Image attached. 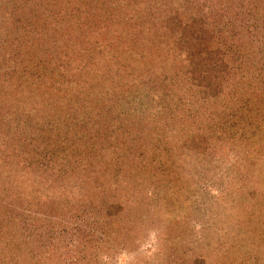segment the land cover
<instances>
[{
  "label": "trees",
  "instance_id": "obj_1",
  "mask_svg": "<svg viewBox=\"0 0 264 264\" xmlns=\"http://www.w3.org/2000/svg\"><path fill=\"white\" fill-rule=\"evenodd\" d=\"M40 1L52 3L50 0ZM95 1L98 8L93 13L98 17L95 23L99 26L103 24V27L92 28V31H95L94 37L82 40L81 35L87 30H83L82 34H78L79 32L76 34V32L85 28V26L83 25L80 28L81 23L76 21L75 26L69 27L70 21H66V19L61 21L63 18L61 16L58 18L59 13L54 10L55 17H57L55 19L57 21L61 20L58 27L55 26V32L51 37L49 34L39 36L40 38L32 39L33 42L29 44H27L25 38L29 48L28 60H26L25 66L21 67L23 70L16 73L9 65L10 62L5 65V62L2 61L3 56H0V64L2 63L1 68H3V72L0 68V80L2 82L0 90L2 91V99H4L2 105L6 108L5 113L7 112L8 115H0V149L5 148L4 152L0 151V160L3 161V164L0 163V165L6 166L9 171L4 175L8 183L19 182L21 186L26 179L28 181L35 179V182L43 185L46 192L55 191L58 193L72 192V186L69 182V179L72 178L81 179L87 184L89 182L87 179L90 177L88 186L93 190H99L100 186L106 187V185L116 184L111 179L112 170L120 169V165L109 166L104 164L97 167L98 159H95V165H85L79 161L71 164L67 161L71 160L73 153L78 152L77 142L87 139L86 136L81 134L87 117L69 116L66 111H63L62 121H53L52 116H55L56 111L53 107L51 109L50 106L53 103L54 105L60 104V98L65 99L71 97V95L87 101L85 105H88L89 99L95 101L94 103L101 102L100 110L104 111H107V107H112L109 101L113 100V112L107 117V121H111L112 125L108 124V127L111 126V131L123 127L121 130L122 135H125L126 131L130 133V128L134 129V126H136L133 124L137 116L135 115L136 112L141 113L145 120L152 119L156 124L162 121L165 118L163 116L166 114V117H171V119L165 118L167 120H165L164 127L169 126V123L175 117L176 123L181 125V130L179 129L178 133L182 137L181 139L177 138L176 142L167 141L165 146L157 144L160 149L155 150L154 148L152 153L145 154L144 150H136V152L130 149L129 151L128 149H121L117 153L113 152L112 157L118 156L117 154L120 153L122 159L128 163L127 160L130 156H134L138 160L137 166L130 165V167L136 169L134 175L125 177V180L122 179V184H116L115 190L122 188L129 190L128 188L131 187L130 181H135L133 183L138 185L133 187V191L143 189V184L151 183L148 175H152L157 170H160L161 173H170L172 168H165V170H162L164 167L160 166L156 168L155 156H162L161 153L164 154L173 146H178V149L177 152L171 154L172 156H183L189 161L198 160L211 148L210 145L216 146L215 141L214 144L208 143V140L206 141L199 134L190 133L188 135L185 133L191 128L195 129L190 113L184 111L178 114L172 106H164V103H168V97L171 96V100L176 91L174 89L180 83L186 84L187 92L190 89L188 99L193 104L198 101V97L201 95L204 103L207 99L214 100L215 103L219 104H222V102L227 104L226 101H229L232 106L240 108L243 99L234 102L232 97L233 93L244 92L242 95L247 101L252 98L256 99L254 104H251L246 111L248 113L253 112L255 115V117L250 116V123H257V119L264 121V106L262 107L264 88L258 89V92H248L246 95V89L252 85V81L253 83H264V46L261 45L260 38L258 41L255 39V36L259 32L261 33L262 26L260 21L259 24L257 19L252 20L250 18L253 12L257 15L263 14L264 6L259 5L262 10L256 7L248 8L246 5L249 0ZM237 1H239V5L234 7L233 3ZM81 3L84 4L85 1L82 0ZM26 4V0H24L23 6H26ZM34 11L35 9L31 13L37 14ZM135 20L139 24H136L132 29L135 30L133 36L137 34V37L134 36L130 41L115 38L114 33L116 31L119 33L125 31L124 27L131 26L130 24ZM95 23L92 22L91 24L95 25ZM254 32L257 34L251 39V34L253 35ZM105 33L108 35V41L102 39ZM148 35L153 37L154 43L157 44L148 43L147 41L146 43L145 41L140 43L139 38L148 37ZM96 36L101 37V41ZM154 37L156 40H154ZM116 40L121 42L120 45L123 48L114 56L108 51ZM37 41L38 43L34 44ZM83 41L86 42L84 45ZM135 41H138L136 47H130ZM143 43L144 47L147 48L145 50L141 47ZM249 43L254 44L253 46L256 49L258 47V52L253 53ZM31 44L34 45L30 46ZM126 45L127 49H125ZM156 46L161 50L167 48L165 53L162 52L164 53L162 59L158 58L160 57V51L159 48L156 49ZM240 46H246L248 50H240ZM46 53L49 58L52 55L51 53H56L58 59L57 61L52 60V63L55 64L49 69L46 66V61L50 60L44 58ZM76 54H78V58H75ZM93 66L99 68L96 72L97 80L92 81L97 84L93 85L89 82L91 88L86 89L88 80L83 77L87 72L89 73V69ZM243 73H247L245 77L250 75L248 78L249 83L248 81H241ZM236 76L239 78V85L243 84L241 88L244 91H239L237 89L239 85L237 84V87L233 88L234 92L231 93L230 80ZM13 77L16 78L15 83H11ZM123 78L126 79L127 84L132 85V88L123 93L119 90L113 91L119 86L118 84L121 83ZM43 80L45 89H39V86H37V91L32 90V86L37 81ZM81 84L83 87L79 88ZM225 92H227L229 98L224 101L222 96ZM109 93H111V96L108 97ZM92 96L93 98H91ZM40 98H42L41 103H39ZM112 98L119 99V102L116 104ZM163 98H166L165 101L163 100L164 103L162 102ZM217 98H220V100ZM135 101L137 105H140L141 111H136L135 107L130 105L131 102ZM181 101L185 100L181 98L175 100L177 104ZM199 104L201 106V103ZM26 105H28V108ZM169 110H172V113ZM56 115L58 117L57 113ZM192 115L195 120V114L192 113ZM196 125L208 136H211L216 129L210 122L197 121ZM55 128L63 133L61 138H59L60 134H58L59 137L53 135L54 133L51 134ZM155 131L161 132L158 126ZM261 133L262 130L259 131V134ZM136 134L139 137L141 136V132L137 131ZM59 139H63L66 145L62 149L56 144ZM159 139L160 137L156 139L157 143H159ZM142 140H145V138ZM69 151L72 153L67 157L66 154ZM143 154L147 155L150 163H146L147 159ZM53 155L58 156V158H54ZM255 159L250 169L252 172L254 170L258 171L257 178H260L261 175L264 177V171L259 166L263 162L262 158ZM129 170L131 168L127 172ZM61 183L63 184L61 185ZM17 188L19 190V187ZM259 188L264 190V179L263 185L260 183ZM15 199L17 202L20 200L21 205L22 203L25 204L26 208L33 209L34 214L27 210L24 215L19 211L14 215L12 212L3 213L0 209V264H55L56 261L62 260L61 256L70 257L72 254L69 250L74 247V244L68 243L64 248H60L50 243L49 247L43 249L40 243L44 240L40 239L49 238L50 235H43L35 224L33 228L28 227V223L32 221H27L31 217L35 218V211L36 214L42 212L41 210L37 211V209H48L46 212H49L54 208L56 210L55 215L59 211L61 213L60 217L63 218V212L66 211L64 207L69 203L68 197L58 194V196L47 197L41 203V197L32 191L29 194L27 192L25 195L19 194ZM23 200H25V203ZM118 208L114 205L108 206V214L113 215L111 210L118 213ZM172 238L173 241L169 239L168 241L171 242L168 244L176 245L181 242V240L178 241L177 236H172ZM89 248L90 246L83 248L82 251ZM186 249H188V252L190 251L189 246ZM188 252L186 251L184 256L180 255L181 260L178 263H205V258L199 255H192L190 259H187ZM244 256L242 255V258ZM251 260L252 263L250 264H259L258 260ZM57 264L61 263L57 262Z\"/></svg>",
  "mask_w": 264,
  "mask_h": 264
},
{
  "label": "rangeland",
  "instance_id": "obj_2",
  "mask_svg": "<svg viewBox=\"0 0 264 264\" xmlns=\"http://www.w3.org/2000/svg\"><path fill=\"white\" fill-rule=\"evenodd\" d=\"M23 1L0 0V56H3L2 61L5 62V65L10 62L9 65L16 73L23 70L21 67H24L26 60H28L29 46L27 44L40 38L39 36L49 34L51 37L55 32L54 28L55 26L58 27L61 19L59 21L55 19L57 17H55L54 10L59 13L58 18L60 16L63 18L61 21L65 19L70 21L69 27L75 26L76 21L81 23L80 28L85 26L76 32V34L78 32V34H82L83 30H87L81 35L82 40L95 36L93 35L95 31H92V28L103 27V24L99 26L95 23L98 18L93 14L94 10H98L95 0H84V4L81 3L82 0H50L52 3L26 0V6H23ZM263 2L264 0H249L246 7L261 9L259 5L263 7ZM233 5L234 7L238 6L239 1L234 2ZM34 9L37 14L31 13ZM129 11L131 12V10ZM250 18L252 20L257 19L262 26L261 33L254 32L250 38H254L257 34L255 39L258 41L260 38L261 45L264 46V13L257 15L253 12ZM92 22L95 25L91 24ZM136 24L139 22L135 20L130 24L131 26L124 27L125 31L120 33L116 31L114 33L115 38L130 41L134 36L137 37V34L133 36L135 30L132 29ZM106 33L102 36L104 41H108ZM96 37L101 41V37ZM146 37H143L144 40L140 37V43L143 41L145 43L146 41L148 43L155 42L153 37L148 35L147 40ZM117 42L119 40H116L108 51L111 55H117L118 51L123 48L120 45L121 42ZM136 42L138 41L132 42L130 47H136ZM36 43L38 41L34 44ZM253 45L249 43V47L253 49L252 52H258L259 48L256 49ZM141 47L144 50L147 49L144 47V43ZM158 48L156 46V49ZM239 48L240 50H248L246 46ZM125 49H127V45ZM166 50V47L162 50L159 48V59L163 58ZM51 54L50 58L46 56L47 53L44 57L50 60L46 61L48 69L55 64L52 63V60H58L56 53ZM75 58H78V54L75 55ZM1 64L0 68L2 67ZM1 69L3 72V68ZM97 69L99 68L93 66L89 69V73L87 72L83 77L88 80L86 87L84 86L86 89L91 88L89 82L93 85L97 84L92 82L97 80ZM246 75L247 73L242 74L241 81H248L249 83L250 75L245 77ZM15 82L16 78H11V83ZM238 82V76L231 78V93L234 92L233 88H236L237 84L239 85ZM19 83L16 85L18 86ZM0 84H2L1 80ZM82 84L79 88L83 87ZM251 84L246 89V95L248 92H258V89L264 88V83H253L252 81ZM118 85L113 91L119 90L123 93L132 88L130 83H126L125 78ZM37 86L39 89H45L43 87L44 80L37 81L32 86V90L37 91ZM242 86L243 84L239 85L237 89L244 91ZM174 91L171 100V96L167 98L168 103H164L166 98H163L162 102L164 106H172L178 114L184 111L191 114L190 118L194 121L195 129L191 128L185 133L188 135L196 133L206 141L208 140V143L214 144V141L216 143V146L210 145L211 148L198 160L189 161L183 156H172L171 154L177 152L178 149V146H173L164 154L161 153L162 156H155L156 168L159 166L164 167L162 170L172 168L170 173H161L160 170H157L153 173L154 175H148L149 181L153 184L145 183L143 189L133 191V187L138 185L133 183L135 181H130L129 190L126 188L115 190V185L122 184V179L134 175L136 169L130 165L137 166L138 160L134 156H130L127 160L129 164L122 159L120 153L117 154L118 156L112 157L113 152L117 153L121 149H128L129 151L130 149L134 151L144 150L145 154L152 153L154 148L155 150L160 149L157 144L165 146L167 141L176 142L177 138L181 139L182 137L178 135L181 125L176 123L175 117L169 123L170 127H164L165 120L171 119V117L167 118L166 114L163 117L167 119L163 118L157 124L152 119L145 120L141 113L136 112L141 111V109L135 101L131 102L130 105L136 109L134 112L137 116L133 123L136 126L134 129L130 128V133L126 131V134L122 135L123 127L111 131V126L108 127V124L112 125V122L107 121L108 115L114 109L112 99L116 104L119 99L112 98V101H109L112 107H107V112L100 110L101 102L94 103L95 101L89 99L88 105H85L87 101L71 95L65 99L60 98V104L54 105L53 103L50 106L56 111L55 116H52L53 121H62L63 111H66L69 116L79 115V118L87 117L89 119L88 121L86 119L85 127L81 133L87 139L77 142L78 152L73 153L71 160L67 161L71 164L79 161L85 165H95V159H98L97 167L104 164L109 166L120 165V169L112 170L111 179L116 184L106 185V187L100 186L99 190H93L88 186L90 177L87 179L89 181L87 184L81 179L72 178L69 179L72 186L71 193L48 191L49 194L43 189L42 184L35 182V179H32L33 181L26 179L21 186L19 182L8 183L4 175L9 171L6 166L0 165V209L2 212H12L16 215V212L19 211L24 215L28 210L34 214L33 209L28 207L27 209L25 204L22 203L21 205L20 200L17 202L15 199L19 194L25 195L27 192L29 194L33 191L40 196L41 203L49 196L54 197L58 194L67 196L69 203L64 207L66 211L63 212V218L60 217L59 211L55 215L56 210L53 208L49 212H46L48 209H37V211L41 210L42 212L36 214L35 211V218L31 217L27 220L32 221L28 223V227L33 228L35 224L43 235H50L49 238L40 239L44 240L40 243L43 249L49 247L50 243L60 248H64L68 243L74 244V247L69 250L72 255L67 258L61 256L62 260L56 261L55 264L57 262L61 264H168V262L169 264H180L178 263L181 260L180 255L184 256L185 252H188L189 248L186 249L188 246L190 251L187 259H190L192 255H199L205 258L204 264H250L252 263L251 259L258 260L259 264H264V190L259 188L260 183L263 185L264 177L261 175L260 178H257L258 171L252 172L250 169L252 162L256 160L255 158H262L264 162V121L257 119V123L251 124L250 116L255 117V115L253 112H246L256 99L252 98L247 101L242 95L244 92H236L233 93L232 98L234 102L243 99L240 108L232 106L229 101H226L227 104L222 101V104H219L215 103L214 100L207 99L204 103L201 95H199L198 101L193 104L188 99L191 91L189 89L187 92L185 83H180ZM222 97L224 101L229 98L227 92ZM42 98L39 99V103L42 102ZM177 98L185 101L177 104L175 102ZM217 99L220 100V98ZM2 100L4 99H2V91L0 90V115L8 116L7 112L5 113L6 108L3 107ZM263 106L264 103H262ZM26 107L28 108V105ZM169 112L172 113V110ZM56 113L58 117H56ZM192 113L195 114V120ZM197 121L210 122L216 129L211 136H208L203 130L198 129ZM157 126L161 132L155 131ZM208 126L210 127V125ZM260 130H262L261 134H259ZM137 131L141 132L140 137L136 134ZM52 133L57 137L60 134L59 138L63 136V133H60L56 128ZM158 137H160L159 143L156 142ZM144 138L145 140H142ZM56 144L60 149L66 146L63 139H59ZM4 149H0V151L4 152ZM70 153L72 152L69 151L66 154L67 157ZM145 154L143 155L146 156V163H150ZM54 158H58V156ZM263 162L259 165L262 171H264ZM0 163L3 164V161L0 160ZM129 168L131 170L127 172ZM138 170L140 172L139 168ZM112 205L119 207L118 213L111 210L113 215H109L107 208ZM235 230L236 232H234ZM172 236H177L178 241L181 240V242L176 245L171 244L173 245L171 246L168 243L173 241ZM40 240L38 239V241ZM89 246V249L82 251L83 248ZM183 250L185 251L182 253ZM242 255H245L244 258Z\"/></svg>",
  "mask_w": 264,
  "mask_h": 264
}]
</instances>
